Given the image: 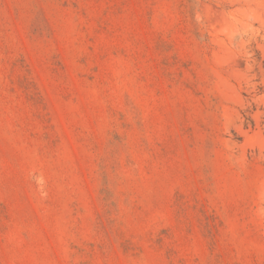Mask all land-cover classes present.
Returning a JSON list of instances; mask_svg holds the SVG:
<instances>
[{"label": "rangeland", "instance_id": "obj_1", "mask_svg": "<svg viewBox=\"0 0 264 264\" xmlns=\"http://www.w3.org/2000/svg\"><path fill=\"white\" fill-rule=\"evenodd\" d=\"M0 264H264V0H0Z\"/></svg>", "mask_w": 264, "mask_h": 264}]
</instances>
